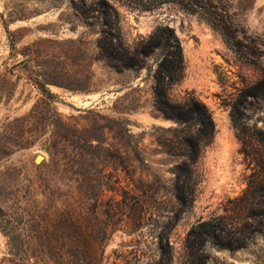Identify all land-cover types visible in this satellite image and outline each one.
Returning <instances> with one entry per match:
<instances>
[{
	"label": "rangeland",
	"instance_id": "rangeland-1",
	"mask_svg": "<svg viewBox=\"0 0 264 264\" xmlns=\"http://www.w3.org/2000/svg\"><path fill=\"white\" fill-rule=\"evenodd\" d=\"M98 1L0 0V222L22 225L64 208L66 188L58 178L59 166L44 147L53 132L47 128L30 135L37 121L28 117L36 105L43 110L48 103L35 85L41 79L39 71L58 66L80 78L94 59L89 92L51 85L48 89L56 97L52 108L71 126L90 125L92 121L82 116L93 111L90 118L100 113L126 120L131 134L142 139L144 166L131 159L128 173L121 167L106 170L112 183L104 189V201H121L124 189L127 203L137 199L140 208L115 218L117 230L106 245L104 264H156L163 258L162 240L171 254L170 261L164 257L166 264H187L189 231L203 221L228 215L229 201L242 195L256 169L233 125L236 104H242L247 151L264 154L256 137L264 138V94L244 97L264 79V0H106L118 13L110 22L119 28L122 45L131 50L159 28L174 31L183 50L185 77L170 94L175 100L191 95L205 103L216 125L215 140L203 150L196 167L195 201L178 219L173 169L179 160L167 156L155 138L161 134L157 128L177 126L154 109V76L162 50L149 56L140 70L118 72L103 60L95 61L104 28L98 7L93 6ZM85 54L89 60H84ZM126 107L136 109L116 110ZM20 132H27L35 143L19 145ZM107 138V146L114 143L111 134ZM116 179L118 185L113 184ZM155 179L160 181L158 192ZM113 206L119 212L120 206ZM9 249L8 238L0 232V264H6ZM206 253L207 264H264V230L247 249L231 251L208 244Z\"/></svg>",
	"mask_w": 264,
	"mask_h": 264
},
{
	"label": "trees",
	"instance_id": "trees-1",
	"mask_svg": "<svg viewBox=\"0 0 264 264\" xmlns=\"http://www.w3.org/2000/svg\"><path fill=\"white\" fill-rule=\"evenodd\" d=\"M96 11L103 19L102 36L98 41V56L95 61L103 60L106 64L124 72L140 70L147 59L156 50H162L163 58L154 76V109L165 118L176 122L174 128H157L161 132L155 136L158 146L164 153L179 162L174 166L173 190L179 205L174 212L176 219L181 212L188 210L196 198L198 183L196 167L202 157L203 150L215 140L216 125L211 111L205 103L194 96L175 100L170 90L180 84L185 77V63L182 46L173 30L159 28L148 40L141 42L131 50L119 40V28H113L111 20H116L118 13L106 0L93 3ZM114 22V21H113ZM85 61L89 60L85 54ZM94 59L89 60L85 74L76 78L58 66L48 72L39 71L36 87L48 99L47 107L32 110L30 120L37 121L35 131L51 129L52 139L44 147L50 155L51 162L59 166L58 178L66 188L64 208L51 216L35 217L22 224L13 226L0 222V232L8 238L10 247L4 262L6 264H104L105 248L113 233L117 230L115 218L126 211L134 214L140 208L137 199L127 203V192L123 189V199L113 202L104 201V189L112 183V175L106 172L110 166L121 167L127 172V164L131 159L145 165L142 156V139H136L128 128L126 120H112L100 113L88 111L85 120L90 125L78 129L65 121L52 108L56 98L48 86H57L72 92H89L92 74L90 71ZM264 94V79L249 88L244 97L255 98ZM233 107L231 118L238 138L243 144V152L250 165L256 169L248 179L247 188L242 195L230 200L226 212L228 215L214 217L194 226L188 233L185 249L187 264H207L209 257L206 246L209 244L225 250L247 249L255 236L264 230V154L259 150L247 151L246 127L240 118L239 106ZM136 107L116 110L120 113L134 111ZM43 112L50 117L40 116ZM68 120V119H67ZM70 120V119H69ZM27 132L17 135L19 145H31L35 142L27 137ZM111 134L114 143L108 144L107 135ZM256 134L258 132L256 131ZM253 135V137L256 136ZM264 147V138L256 136ZM264 149V148H263ZM128 173V172H127ZM119 179L113 184L118 185ZM159 191L160 181L155 179ZM145 192V191H144ZM106 205V206H105ZM142 208V207H141ZM168 245L160 243L162 259L156 264H166L165 256L171 260Z\"/></svg>",
	"mask_w": 264,
	"mask_h": 264
},
{
	"label": "water",
	"instance_id": "water-1",
	"mask_svg": "<svg viewBox=\"0 0 264 264\" xmlns=\"http://www.w3.org/2000/svg\"><path fill=\"white\" fill-rule=\"evenodd\" d=\"M42 159H43L42 157H39V160H38V162H41V161H42Z\"/></svg>",
	"mask_w": 264,
	"mask_h": 264
}]
</instances>
